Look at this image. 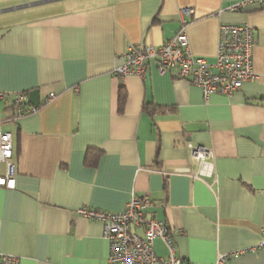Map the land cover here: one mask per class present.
<instances>
[{
  "label": "crops",
  "instance_id": "1",
  "mask_svg": "<svg viewBox=\"0 0 264 264\" xmlns=\"http://www.w3.org/2000/svg\"><path fill=\"white\" fill-rule=\"evenodd\" d=\"M247 1L58 0L0 13V117L16 169L14 187L0 185V252L20 264H110L104 224L78 210L120 212L138 195L184 262L264 264V5ZM184 20L192 53L209 61L221 26L248 23L256 76L206 99L157 59L144 76L116 74L129 45L158 48ZM33 90L40 105L28 112ZM18 92H28L22 116ZM190 145L212 152L213 176L195 177ZM154 249L170 254L159 238Z\"/></svg>",
  "mask_w": 264,
  "mask_h": 264
},
{
  "label": "built area",
  "instance_id": "2",
  "mask_svg": "<svg viewBox=\"0 0 264 264\" xmlns=\"http://www.w3.org/2000/svg\"><path fill=\"white\" fill-rule=\"evenodd\" d=\"M264 5V0H248ZM247 2H245L247 4ZM239 7V5H237ZM191 15L192 9L183 11ZM184 20L181 29L160 47L131 44L123 56L116 60L115 72L122 79L128 75L144 76L148 63L157 59L161 72L176 69L177 76L199 86L208 99L213 93L233 94L245 81L256 76L253 69L254 29L248 24L223 25L216 59L209 61L194 56ZM7 92L0 91V99ZM56 97L51 93L48 100ZM28 92L16 93L15 105L19 116L25 114ZM28 112L38 107L31 106ZM0 117V161L6 164V173L0 175V185L13 188L15 164L13 158V134L5 131ZM191 155L198 166L196 178L211 177L215 173L212 152L204 146L190 145ZM152 202L149 196L133 195L124 210L111 212L102 209L80 208L78 213L104 224V235L109 241L110 264H188L175 250L172 232L163 220L149 214ZM159 238L169 248L168 257L158 256L154 242ZM259 248L264 250V233ZM229 256L219 255L216 264H225ZM0 264H20L19 258L0 252Z\"/></svg>",
  "mask_w": 264,
  "mask_h": 264
},
{
  "label": "water",
  "instance_id": "3",
  "mask_svg": "<svg viewBox=\"0 0 264 264\" xmlns=\"http://www.w3.org/2000/svg\"><path fill=\"white\" fill-rule=\"evenodd\" d=\"M54 1H58V0H41L38 2H34V3H26V4H20L17 6H12L9 8H4L2 10H0L1 12H7L9 10H14V9H20V8H27L28 6H36V5H42V4H47V3H51ZM29 101L36 107H39L40 105V98H39V91L38 90H33L30 92L29 94Z\"/></svg>",
  "mask_w": 264,
  "mask_h": 264
},
{
  "label": "trees",
  "instance_id": "4",
  "mask_svg": "<svg viewBox=\"0 0 264 264\" xmlns=\"http://www.w3.org/2000/svg\"><path fill=\"white\" fill-rule=\"evenodd\" d=\"M127 99V94L125 92V88L122 86L120 91H119V103H120V107L122 109L123 105L125 104Z\"/></svg>",
  "mask_w": 264,
  "mask_h": 264
},
{
  "label": "rangeland",
  "instance_id": "5",
  "mask_svg": "<svg viewBox=\"0 0 264 264\" xmlns=\"http://www.w3.org/2000/svg\"><path fill=\"white\" fill-rule=\"evenodd\" d=\"M62 2H64V1H59V2H54L53 4H60V3H62ZM19 3H21V2H19ZM20 5V4H19ZM57 6V5H56ZM21 9H24V8H20L19 10H21ZM16 12H19V11H16ZM1 169V168H0Z\"/></svg>",
  "mask_w": 264,
  "mask_h": 264
}]
</instances>
